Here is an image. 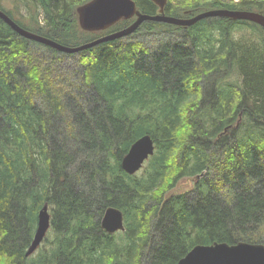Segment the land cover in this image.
<instances>
[{"label": "trees", "instance_id": "trees-1", "mask_svg": "<svg viewBox=\"0 0 264 264\" xmlns=\"http://www.w3.org/2000/svg\"><path fill=\"white\" fill-rule=\"evenodd\" d=\"M89 1L22 0L21 16L0 8L70 46L136 18L87 30L78 8ZM215 8L264 14V0H168L164 10L188 18ZM139 34L154 35L155 47ZM146 133L155 152L129 174L122 158ZM186 177L191 189L167 195ZM45 203L46 243L26 256ZM111 205L123 210L124 231L102 228ZM217 241L264 243V27L227 16L147 20L69 53L0 17V264H178Z\"/></svg>", "mask_w": 264, "mask_h": 264}, {"label": "water", "instance_id": "water-1", "mask_svg": "<svg viewBox=\"0 0 264 264\" xmlns=\"http://www.w3.org/2000/svg\"><path fill=\"white\" fill-rule=\"evenodd\" d=\"M159 7L157 14L140 11L135 0H91L78 8L80 23L87 30L107 29L120 21L136 17L127 27L105 34L94 40L80 45L70 46L47 36L33 32L15 21L0 8V17L22 36L49 45L63 52L74 53L91 48L101 42L125 37L133 34L138 27L147 20L167 22L171 24L189 26L197 21L211 16H227L233 19L253 21L264 27V14L252 10H231L215 8L184 18L168 15L165 6L168 0H153ZM156 144L151 134L140 136L122 158V168L129 174L138 172L146 160L154 154ZM102 228L114 233L126 229L124 212L117 206H108L101 219ZM51 228V212L49 204L45 203L38 211L37 227L26 256L33 254L46 239ZM178 264H264V243L239 241L237 243L214 242L211 244H196L186 255L181 257Z\"/></svg>", "mask_w": 264, "mask_h": 264}, {"label": "rangeland", "instance_id": "rangeland-1", "mask_svg": "<svg viewBox=\"0 0 264 264\" xmlns=\"http://www.w3.org/2000/svg\"><path fill=\"white\" fill-rule=\"evenodd\" d=\"M2 4H4L7 8H11L15 11H18L19 13H17V16H21L20 13H24L26 12V7L24 6V4L22 3V0H0ZM206 11V10H205ZM44 12L41 9L40 10V14H39V20L41 23H45V19H44ZM145 22V21H144ZM241 23L239 22H235V25H239ZM247 25V24H245ZM253 29L255 30V33H259V31H261L257 26L252 25L251 26ZM139 28V27H138ZM261 33V32H260ZM144 34H139L138 36H136V38L138 39H142L145 40L147 42V45L155 47V37L154 35H147V36H143ZM262 34H259V36ZM153 36V37H152ZM157 37V36H156ZM147 165V163H146ZM145 166V165H144ZM144 169V168H143ZM143 169H141L140 171H142ZM139 171V172H140ZM195 184L194 178L192 177H186V178H182L177 185L169 190V192L167 193V195H172V194H176V193H181V192H186L189 189H191ZM51 211V210H50ZM51 223H52V215H51ZM52 236V235H51ZM46 243V241L44 240L43 243L40 245V247H44V244ZM262 243V242H261Z\"/></svg>", "mask_w": 264, "mask_h": 264}]
</instances>
